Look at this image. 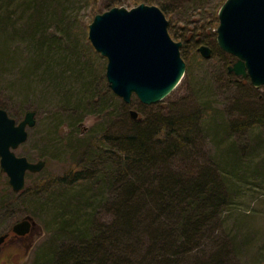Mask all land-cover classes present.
<instances>
[{
    "label": "rangeland",
    "instance_id": "obj_1",
    "mask_svg": "<svg viewBox=\"0 0 264 264\" xmlns=\"http://www.w3.org/2000/svg\"><path fill=\"white\" fill-rule=\"evenodd\" d=\"M29 1L15 0V6L8 8L6 0H0V19L11 13L15 24L26 29L34 23L30 19L36 10L30 6L28 11ZM61 1L66 15L61 16L56 3H50L45 12L49 20L36 22L38 35L9 36L10 32L6 34V29L0 28V54L5 50L7 55L0 58V108L18 123L28 111L36 113V125L28 129V140L14 152L30 162L47 163L41 172L27 173L24 193L15 192L2 171L0 157V237L9 233L0 248V264H43V253L59 241L49 212L53 200L88 190L85 182L70 190L62 180L71 181L84 174L89 164L85 152L88 143L104 144L108 136L120 135L123 127L131 125L130 111L139 113L138 120L154 115L194 118L200 113L207 127V115L225 113L228 119L243 123L247 114L241 111L242 106L259 111L264 107V87L256 89L249 79L230 73L236 58L218 46L216 31L222 6L218 7L223 0H146L148 5L166 6L163 12L170 23L169 33L176 42H182V58L187 65L178 88L163 102L151 106L137 97L126 104L113 92L106 76L108 59L89 39L90 24L97 14L109 10L111 0ZM133 1L124 0L120 7L132 9ZM201 46L212 49L211 58L199 52ZM88 118L91 123H86ZM255 129L260 138V128ZM253 130L230 136L228 143L247 145L251 154L253 148L256 150ZM213 139V133L207 140L202 138L208 157L211 149L213 157L217 151ZM260 152L252 153L249 165L238 174L245 177L244 186L224 214L227 231L239 233V239L246 242L238 255L241 264L264 263V151ZM202 162L211 164L212 159ZM26 217L33 218L36 226L32 233L16 237L12 228ZM99 217L107 216L103 213Z\"/></svg>",
    "mask_w": 264,
    "mask_h": 264
},
{
    "label": "trees",
    "instance_id": "obj_2",
    "mask_svg": "<svg viewBox=\"0 0 264 264\" xmlns=\"http://www.w3.org/2000/svg\"><path fill=\"white\" fill-rule=\"evenodd\" d=\"M14 1L6 0V7H14ZM31 1L28 11L36 7L30 19L34 23L22 29L6 12L0 19L6 34H40L35 27L37 21L49 20L45 12L50 3L66 15L61 0ZM147 3L134 0L131 7ZM123 5L124 0H111L107 9ZM159 8L166 10L165 5ZM0 55L5 58V50ZM262 109L242 106L247 114L243 123L225 113L207 115V127L200 113L194 118H132L129 127L115 138L108 136L104 144L87 142L86 171L62 183L73 190L85 182L88 190L53 200L49 212L59 241L43 253V264H241L238 255L246 242L238 232L227 231L224 214L244 186L245 177L238 174L252 153L264 151ZM255 128H260V138ZM250 130L256 147L251 154L247 145L228 143L230 136ZM211 133L217 142L214 157V149L208 157L202 142ZM204 158L212 159L211 164L202 162ZM103 213L106 218L99 217Z\"/></svg>",
    "mask_w": 264,
    "mask_h": 264
},
{
    "label": "water",
    "instance_id": "obj_3",
    "mask_svg": "<svg viewBox=\"0 0 264 264\" xmlns=\"http://www.w3.org/2000/svg\"><path fill=\"white\" fill-rule=\"evenodd\" d=\"M170 23L164 12L153 5L132 9L114 7L97 14L89 26V39L108 59L106 76L109 87L126 104L134 97L147 106L163 102L182 83L187 66L181 55L183 44L169 33ZM217 43L237 61L229 72L249 79L256 89L264 87V0H227L219 11ZM207 59L212 49L201 46ZM137 120L139 113L130 111ZM36 125V113L28 111L21 122L0 108V157L2 171L15 192L25 189L27 173H38L46 161L30 162L15 154ZM36 222L26 217L12 231L17 236L32 233ZM9 233L0 237V245Z\"/></svg>",
    "mask_w": 264,
    "mask_h": 264
},
{
    "label": "clouds",
    "instance_id": "obj_4",
    "mask_svg": "<svg viewBox=\"0 0 264 264\" xmlns=\"http://www.w3.org/2000/svg\"><path fill=\"white\" fill-rule=\"evenodd\" d=\"M86 123H91V118L86 119Z\"/></svg>",
    "mask_w": 264,
    "mask_h": 264
},
{
    "label": "flooded vegetation",
    "instance_id": "obj_5",
    "mask_svg": "<svg viewBox=\"0 0 264 264\" xmlns=\"http://www.w3.org/2000/svg\"><path fill=\"white\" fill-rule=\"evenodd\" d=\"M15 235H16V234H15ZM8 237H9V236H8ZM16 237H20V236H17V235H16ZM7 239H8V238H7ZM7 239H6V240H7ZM6 240H5V242H6ZM5 242H4V243H5ZM4 243H3V244H4ZM3 244L0 245V248H1V246H2Z\"/></svg>",
    "mask_w": 264,
    "mask_h": 264
}]
</instances>
